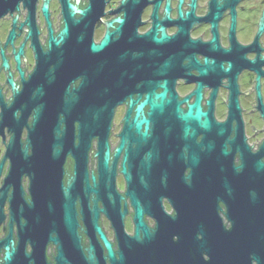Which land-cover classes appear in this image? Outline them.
<instances>
[{
	"label": "flooded vegetation",
	"instance_id": "obj_1",
	"mask_svg": "<svg viewBox=\"0 0 264 264\" xmlns=\"http://www.w3.org/2000/svg\"><path fill=\"white\" fill-rule=\"evenodd\" d=\"M236 204L264 205V0H0V264H176Z\"/></svg>",
	"mask_w": 264,
	"mask_h": 264
},
{
	"label": "water",
	"instance_id": "obj_2",
	"mask_svg": "<svg viewBox=\"0 0 264 264\" xmlns=\"http://www.w3.org/2000/svg\"><path fill=\"white\" fill-rule=\"evenodd\" d=\"M43 10H46V6H43ZM125 143L124 137L121 136L120 145L115 151L114 162L119 154L121 147ZM98 159V180L101 182H107V163L109 158V152L106 141H104L98 148L96 153ZM126 158L123 157V164ZM114 165V163H113ZM114 168V167H113ZM112 168L113 174L114 169ZM121 172L125 174L124 166L121 168ZM76 171H74L71 180L74 181L76 176ZM126 175V174H125ZM109 176V175H108ZM82 181H84L85 173H81ZM94 178V177H93ZM126 178L128 176L126 175ZM90 190H93L91 188ZM110 190V188H109ZM110 192V191H109ZM127 194L131 196L132 204L134 206V222H135V236L142 231L144 237L147 239L145 244L148 245L151 239V233L146 230L143 225L141 216L142 210L140 205L134 200L131 193L127 191ZM110 197L115 196L110 194ZM253 206L245 204L236 206H230L229 209L232 211L236 208V216L233 219L232 227L229 230H225L221 227L218 220L209 221L208 235L201 237V240L195 239L197 247L194 245L192 251L184 252V250H177L175 263L176 264H264V205L258 206L261 209L255 211ZM71 214L68 210L65 211V216L63 220V226L67 231L73 232L74 222L71 219ZM91 225L95 228L97 233H99L101 240L108 249V257L113 260V253L110 249L109 243H106L102 232L99 227L95 224V220L90 221ZM202 249H205L206 259H203ZM89 259H92V247L89 248ZM141 258V264H158L157 254L149 246H145L144 251L139 253ZM135 264L136 259H135ZM161 264H164L162 261Z\"/></svg>",
	"mask_w": 264,
	"mask_h": 264
}]
</instances>
